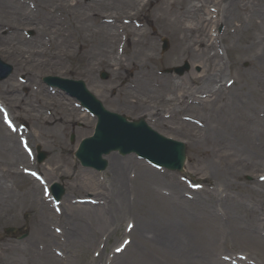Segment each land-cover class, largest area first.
I'll return each mask as SVG.
<instances>
[{
	"label": "bare ground",
	"instance_id": "6f19581e",
	"mask_svg": "<svg viewBox=\"0 0 264 264\" xmlns=\"http://www.w3.org/2000/svg\"><path fill=\"white\" fill-rule=\"evenodd\" d=\"M0 6L6 10L9 7L13 15L17 12L16 17L39 12L40 20L37 22L36 19L35 24L42 28V32L53 34L54 37H48L39 54L37 53L38 56L31 60L39 63V66L59 67L70 74H94L99 67L106 68L113 73L116 81L123 79L120 84L113 82L105 88L108 93H111L115 103L131 109L138 116L158 118V123L166 130L174 129L173 125L191 128L189 132L178 128H176L178 131H175L176 129L174 131L188 137L200 156L215 157L209 149H206L211 134V140H215L214 142L226 140L227 136L213 134L208 129L193 128L190 122L194 121L195 117H190L188 111L206 113L207 108L209 110L210 107L212 112L205 114L209 119V128H213L216 124L232 126L237 129L234 135L240 142H250L255 136L264 135V105L254 108L248 114L245 113L243 100L235 95L239 90V88L236 89L235 79L229 78L226 81L227 68L224 69L225 72L222 70V67L226 65L223 51L214 41L216 38L212 31L214 26H225L228 33L227 39H229V44L224 48L227 55L236 52L241 56L252 57L255 62V74H244L242 77L252 80L251 84L259 86L262 90L259 92L264 95V0H93L92 6L89 7H84L81 0L74 2L71 0H0ZM34 9L37 10L34 11ZM144 10L148 13L147 20L141 23L138 16ZM14 22L18 23V19L16 18ZM11 31L13 42L19 45L22 39L18 29L12 28ZM164 35L171 38L174 44L172 55L164 61L168 64L189 59L193 64L202 66L200 74L191 72L183 78L160 74L156 67L162 60L158 56L160 48L158 39ZM71 60H76L78 64L75 69L68 70V63ZM7 86V83L3 82V90H9ZM206 97L208 99L203 100ZM21 101L25 100L14 101L16 109L21 108ZM224 103H228V107L229 105L233 108L238 107L240 111L238 119L228 117L226 114L223 117L218 116L220 111H217V107ZM45 106V113H41L37 110L35 103L29 105L27 111L33 112L31 118H35V126L23 129L13 125L11 120L14 122L15 117L11 120L7 117L4 121V116L0 114V202L10 193V189L6 190L5 187L6 179H28L29 188L22 192V196L25 201H28L27 210L35 206L38 209L36 237L37 241L41 242L40 247L36 249L32 248V245L26 248L28 264H64V261L50 254L51 252L58 254V249L53 248L61 244L60 239L45 226L48 221L55 219V216L50 213L43 201L38 200L39 193L43 189L42 182L51 183L52 179L49 177L51 175H46L41 182L30 178L32 164L20 165L21 160L29 161V155L27 156L23 149L21 138L27 133L26 129L33 135V130L38 126L48 138L53 137L55 141L57 139L60 142L59 130L68 123L86 122L87 116L82 115L84 111L79 110L81 107L76 102L72 103L63 95L50 99ZM120 111L123 112V109ZM149 126L153 128L152 125ZM77 133L79 139L90 134L83 129L78 130ZM203 133L207 134L205 141H195L201 140L199 137ZM106 159L110 173V193L98 191L102 189L101 185L87 172L79 173L75 179L82 176L81 184L73 188L75 192L81 194L80 196H84L85 192H96L98 198L90 203L69 202L64 206L63 212L70 222V229L68 228L65 234V247L71 258L86 246L82 239H97V242L100 239V244L103 235L99 227L102 224L106 225L107 222L110 227H115L110 219H113L114 215L126 214L128 204L125 191L127 192V185L130 183L137 190L138 197L144 199L142 206L145 209L149 208V200L155 196L163 204L171 203L174 215L182 214L181 209L175 207L173 202L177 198L182 199L180 190L184 187L181 183L172 181L170 183L172 188L168 189L171 197H164V195L162 197L155 193L156 189L160 192L161 186L156 189L154 187L159 174L140 163L133 155L121 158L114 153ZM226 163L221 164L223 166ZM131 167L136 169V173L130 181L127 179L130 183H126L123 172ZM216 167L218 171V166ZM62 168L61 165L53 171L59 172ZM221 170L223 171L222 167ZM95 185L97 189L93 188ZM258 186L259 190L250 193V198L257 199L262 205L264 204V184H258ZM152 189H155L154 192ZM230 202L232 201L229 199L221 202V205L224 204L229 209L225 214L216 212L214 206L218 205V199L213 193L205 199L188 202L192 206H198L203 216L200 227L201 232L204 233L203 253L210 254V257L204 259L202 264H221L217 258L219 256L216 257L211 251L220 243L222 227L230 232L235 231L234 227L236 230L241 229L245 237L236 232L230 233L229 237L235 239L241 237L249 246L264 251V236L258 233L263 227L256 226V222L263 220L261 215L253 208L241 204L237 206ZM229 204L235 207L231 208ZM254 227L258 228L255 230ZM175 229L176 226L169 225L155 234L154 226L149 227L147 222L144 224L138 222L128 231V235L133 237L125 249V252L128 251V256L123 258L125 252L121 253V256L115 255L105 264H149L148 261L155 264L154 259L150 260L147 257L148 253L155 254V249L164 251L165 242L162 239L171 238L175 234ZM112 231L113 235L117 236L120 228L116 227ZM94 243L91 242L90 247L94 246ZM148 247H151L152 251H144ZM6 248L2 253L8 251L9 258L4 259V255L0 256V264H23L18 258L20 248L8 246ZM239 260L245 262L242 259ZM88 264L103 263L100 258L95 257L89 260Z\"/></svg>",
	"mask_w": 264,
	"mask_h": 264
},
{
	"label": "rangeland",
	"instance_id": "374dc122",
	"mask_svg": "<svg viewBox=\"0 0 264 264\" xmlns=\"http://www.w3.org/2000/svg\"><path fill=\"white\" fill-rule=\"evenodd\" d=\"M71 1L74 2L75 0ZM81 2L84 7H89L92 6L93 0H81ZM18 4L20 3L18 2ZM8 8L6 10L0 6V58L13 65L15 71L13 76L8 82H6L8 85L7 89L9 90H3V84H0V104L8 111L11 117H15V122L18 127L21 125L27 127L35 126V118H31L33 117V112L27 111L30 104L35 103L37 110L39 112L41 111V113H45L46 103L52 98H59L60 95L65 96L72 103L78 102L62 90L50 88L43 82L45 77H59L62 79L84 81L88 89L102 102L103 106L108 111L125 115L130 120L145 119L149 125L153 126L155 131L176 141L183 142L187 146V162L183 173L156 170L146 162L138 159L137 156L133 155L140 163H143L146 167L151 168L159 174V179L155 180L154 185L155 189L158 186H161L160 192L159 189H156L155 193L157 195L171 197L170 192L168 191V189L171 190L172 188L170 183L175 181V183L182 184L184 187L180 190V197L182 199L178 200L177 198L176 201H173L174 206L181 209L182 214L174 215V212L171 209V203L166 202L163 204L157 200L155 196L151 197L148 205L149 208L145 209L144 206H142V201H144V199L138 197L137 190L130 182H128V180L130 181V178L136 173V169L131 167L123 172L125 179H128L126 183H130L127 185V192L125 191L128 204L126 214L114 215V218L110 219L111 223L114 222L115 227H110L108 222L106 225L102 224L99 227L101 235H103L100 244V239L98 242L97 239H82L81 241L86 246L71 258V255L69 256L67 254L65 247V234L67 229H70V222H68V218L63 212L64 206L69 202L75 204L77 199H82L79 197H89L91 199L98 198L96 192H85L84 196L77 194L75 192L76 190L73 188H75L76 185L80 186L82 176H79L77 180L75 179V176L79 173L87 172L101 185L102 189H98V191L106 194H108V192L110 193L109 187L111 182L109 180V168L104 172L86 169L82 167L75 157V153L80 143L84 139L93 136L97 125V119L92 117L91 114L83 112L82 115L87 116L86 122H76V124L68 123L64 128L59 130L60 142L59 140L57 141V139L55 141L53 137L48 138L38 126L33 130V135L25 134L24 137H27L31 143L32 158L29 161L28 159L21 160L20 165H28L31 163L36 172L42 177L51 175L49 177L53 182L43 185L45 196L47 195L46 197L48 201L44 198L43 189H41L38 198L39 201H43L47 205V209L55 216V219L48 221L45 225L51 233H54V235L60 239L59 242L61 243L60 246H54L53 248L58 249V254L51 252V255L60 259V261H64V264H70L71 262V264H88L89 260L94 259L95 257L100 258L102 263L105 264L106 261H109L115 256L113 254L114 249L118 247L123 240L125 241L126 237H128L124 234V231L130 226L137 225L138 222L143 224L147 222L149 227H155V234L159 233L160 229L162 230L163 228L169 227V225L176 226V229L174 230L175 234L171 238H161L162 241L165 242L164 251L155 249V254H153L149 252L152 251L151 247L144 249V251L149 252L147 257L150 260H155V264H202L204 259L210 257V254L203 253L205 250L203 249L204 243L202 241L204 233L200 230L203 216L200 214L201 209L198 206H192L188 202L205 199L210 193H213L218 199V205L214 206L216 212L218 211L223 214L228 213L229 209H227L224 204L221 205V202L228 199L232 201L230 203L237 206H240L241 204L257 210L263 220L256 222V226L260 227V225H262L263 228L258 231V233L261 236H264V204L261 205L257 199L250 198V193L259 190L258 184H264V135L255 136L254 140L250 142H240L234 135V132L237 129L232 126L216 124L213 128H209V119L205 114L212 112L210 107L209 110L207 108L206 113H204V111H197V113L188 111L190 117H195L194 121L190 122L193 128L197 130L208 129L212 131L213 134L216 133L218 135L227 136L226 140L223 139L222 141L214 142L215 140H211V134L206 149H209L210 153L215 157L209 158L200 156L197 151L194 150L192 146L193 142L188 137L175 132L178 131L176 128L179 130L183 129L185 132H189L191 128L188 129L186 126L180 127L178 125H173L174 129L166 130L160 126L158 118L147 117L145 115L138 116L133 113L131 109L129 110L128 108L121 107L118 103H115L111 98V93H108L105 88L109 87L113 82L120 84L123 79L116 81L113 73L106 68L99 67L94 74H70L62 71V68H53L44 65L39 66V63L31 60V58L38 56L37 53L39 54L46 40L53 38L54 36L51 32H42V28H39L40 26L35 24L36 19L37 22L40 20L39 12L33 13V15L23 14L16 17L17 12L13 15ZM35 10L37 9H34V11ZM147 15L148 13L146 10L142 11L138 16L139 22L144 23V21L147 20ZM16 18L18 19V23L14 22ZM28 21L31 24H29ZM32 22L34 24H32ZM12 28L18 29L19 36L22 39L19 45H15L12 40ZM212 31L213 34H215L214 38H216V40H213L223 51L224 63L226 65L222 67V70L225 72L224 69L227 68V71L225 72L226 81L229 78L235 79V86H237L236 89L239 88V90L238 94L236 92L234 93H236L235 95L240 96L243 100V109L245 110V113H250L256 107H263L264 95L259 92L262 91L261 88L255 84H251L252 80L248 77H242L244 74H255V62L252 57L241 56L236 52L227 55L224 48L229 44V39H227L228 33L225 26H214ZM53 32L56 33L55 30H53ZM158 40L160 44L158 56H160L162 60L157 63L156 67L161 75L183 78V76L188 75L191 72L196 74L202 72V66L193 64L189 59H181L177 62L173 61L167 64L164 59L172 55V49L174 46L173 41L165 35L161 36ZM164 40L168 41L169 48L163 52L162 48ZM24 41H26V44ZM45 48L47 49V47ZM52 50H55V48H52ZM33 52L36 53L33 54ZM77 64L78 62L76 60L69 61L68 70L75 69ZM186 66L189 70L183 75L169 73L172 69L185 68ZM103 73L109 75L108 80L102 79ZM22 79H25L24 81L27 82L23 83ZM255 91H258L259 93L257 94ZM227 96H229V94H227ZM18 99L25 100L20 102V109L14 107V105H16L14 104V101ZM206 99H208V97L203 100ZM78 104L80 105V103ZM120 109H123V112H121ZM217 111H220L218 113L219 117H223L226 114L228 117L238 119L240 114L238 107L233 108L230 105L228 107V103L220 104L217 107ZM26 118H28V121H26ZM178 121L182 122L181 119H178ZM80 129H83L84 132L87 131L90 134L79 139L77 131ZM27 132L29 131L27 130ZM205 134L206 133H203L199 137L201 140L196 139L195 141L204 142L207 137V134ZM72 137H74V142L71 140ZM37 148H40L41 151L46 152L48 155L42 164L37 162ZM115 154L121 158H126L119 153ZM223 162L227 163L222 166L221 163ZM61 165L63 166L61 171H53ZM216 166H218V171H216ZM221 167L223 168V171L221 170ZM15 170H17V167H15ZM5 181L6 190L10 189V193L7 194L8 196L5 199H1L2 201L0 202V256L4 255V259L9 258L8 255L10 253L8 251L2 253L3 250L7 249V246L18 249L20 248L18 258L21 263L28 264L29 260L26 255V248L32 245V248L36 249L40 247L41 244L40 241H37L38 238L36 237V227L39 221L38 209L35 206L30 208V210H27L28 201H25V198L22 196V192L29 188L30 181L28 179L24 180V178H21L19 180H13L12 178H8ZM54 183L62 185L65 189V197L60 209H58L48 197L50 187ZM93 188L97 189L98 187L95 185ZM260 191H263V189H260ZM198 193H200V195H197ZM100 197L104 199L103 196ZM228 206L231 208L235 207L230 204ZM60 210L62 211L61 214ZM221 222L223 221L221 220ZM9 227L17 228L19 230L18 234H6L5 229ZM116 227L120 228L119 235L117 236L113 235L112 231ZM258 227H254V229L256 230ZM52 229L57 232L61 231V234L54 232ZM234 230L235 231L230 232L227 228L222 227L220 243L218 247L216 246V248L211 251L216 257L219 256L217 257L218 261L221 262V264H235V262L239 264H264V251L260 250V248L255 247V249L249 246L246 243V240L241 237L236 239L229 237L230 233L233 232L244 235L241 229L236 230L234 227ZM27 232H29L30 236L25 240H19L20 236ZM88 242H95L94 246L90 247V243ZM124 254L123 258L127 257L128 251ZM139 256L143 257L142 255ZM240 258H246V260H244L245 262L240 261ZM148 263L151 264L149 261Z\"/></svg>",
	"mask_w": 264,
	"mask_h": 264
},
{
	"label": "water",
	"instance_id": "95a60500",
	"mask_svg": "<svg viewBox=\"0 0 264 264\" xmlns=\"http://www.w3.org/2000/svg\"><path fill=\"white\" fill-rule=\"evenodd\" d=\"M3 78L4 73H0V80ZM104 78L107 79L108 76L104 75ZM77 84L79 85L78 98L86 107L94 110L93 112L97 113L100 118L96 136L84 141L76 154L85 167L103 171L107 167V162L102 159L103 155L119 151L122 154L137 152L170 169H182L186 152L184 145L175 146V144L164 143L161 139L154 138L155 136H151L153 134L147 129L144 121L129 125L126 124L124 118L108 116L101 104L87 92L85 85ZM45 158L46 155L41 154L40 162ZM53 194L60 200L64 195V190L61 186L55 185ZM8 232H14V230L11 229Z\"/></svg>",
	"mask_w": 264,
	"mask_h": 264
}]
</instances>
